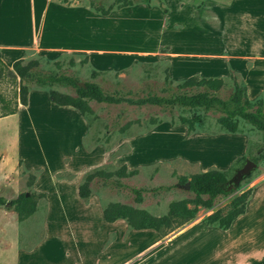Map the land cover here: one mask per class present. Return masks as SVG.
Masks as SVG:
<instances>
[{
    "label": "crops",
    "instance_id": "1",
    "mask_svg": "<svg viewBox=\"0 0 264 264\" xmlns=\"http://www.w3.org/2000/svg\"><path fill=\"white\" fill-rule=\"evenodd\" d=\"M43 2L0 0V58L7 67L11 68L17 60H25L28 54L52 58L51 53L87 57L97 71L109 65L151 62L146 60L151 54L134 51L115 37L91 38L93 42L89 43L82 38L59 46L67 31L66 26L59 25L63 14L73 13L79 18L90 13L102 14L54 0ZM162 3L167 9L166 14L162 13L167 16L166 0ZM136 7L145 9V14L156 8L133 4L115 8L105 16L125 11L127 17H133ZM166 25L165 29L180 27L173 22ZM165 47L167 52L160 55L170 64L169 75L174 78V68L183 67L177 82L193 76L228 79L232 72L246 86L249 100L264 95L263 86L256 88L249 83L250 70L242 72L229 64L226 68L220 67L216 58L207 52L174 51L171 45ZM174 59H181L183 63L174 65ZM22 110L32 123L42 117L47 119L46 132L34 135L38 138L35 143L41 144L45 152L31 142L30 157L34 161L18 156L24 169L41 171L26 196L35 192L45 198L36 199L35 211L23 220H19L15 211L0 207V264H264V173L253 179L244 214L225 230L203 221L220 207L204 210L190 223L162 236L153 229H132L124 219L106 222L104 206L96 194L92 193L88 201L78 195L83 175L107 163L115 168L126 166L128 171L174 161L192 165L197 173L226 170L237 158L247 154L246 134L199 129L188 133L185 125L162 122L141 134L120 136L109 148L99 142L87 149L84 142L90 125L76 109L51 103L47 93L37 101L29 92L27 105L19 106L17 113L10 116L20 115ZM19 194L18 190L3 198L11 201ZM39 201L44 202L43 214L38 210ZM27 224H35L38 231L26 230L29 233L25 237L22 228Z\"/></svg>",
    "mask_w": 264,
    "mask_h": 264
},
{
    "label": "rangeland",
    "instance_id": "2",
    "mask_svg": "<svg viewBox=\"0 0 264 264\" xmlns=\"http://www.w3.org/2000/svg\"><path fill=\"white\" fill-rule=\"evenodd\" d=\"M54 1L62 5L87 7L99 13L100 10L118 8L124 0ZM133 1L134 5L143 4L156 8L147 12L149 14H145V9L136 7L134 18L127 17V14H124L125 11L108 16H97L90 13V16L87 14L85 18L76 17L73 13H65L64 16L58 13L59 16L64 17L61 18L62 21L58 20L59 25L67 27V31L65 30L62 37L64 40L60 41L59 46L82 38H86L89 43V41L93 42V38L100 37L105 40V37H115L118 40H123L124 46L130 47L134 51L151 54V57H146V60L151 62L135 61L131 64H121L118 67L109 65L108 68L99 71L101 73L96 77L91 75L95 70V65L89 61L86 64H81L80 61L84 56L72 53H51L52 58L28 54L24 64L30 60H37L40 63L39 69L44 72H60L75 77L79 84L85 82L98 84L110 94L115 90H120L133 100L149 95L168 97L177 92L175 84L180 80L177 77L183 72V67L179 69L175 67L174 78L171 77L169 62L161 59L162 55L160 54L167 52L164 49H167L165 46L171 45L174 51H184L185 49L212 54L220 67L226 68L229 64L242 72L250 70L251 73L247 76L249 83L255 85L256 88L264 87V0H217L215 3L206 0H181L180 3L183 4L181 7L177 0H166V6L169 8L167 16L163 14H166L167 9L164 8L162 0ZM53 12L52 10L50 13ZM167 22H173L180 27L165 29ZM96 40L99 41V39ZM188 60L195 61V59ZM70 61H73V64H70ZM56 62L59 63L60 69L56 67ZM182 63L181 59H174V65ZM166 72H168L169 78L174 80V84L166 83ZM237 79L239 82L241 81L239 77ZM18 82V80L14 82L6 76L2 77L0 95L13 103L17 96ZM29 87L31 97L37 101H41L46 96L48 89L60 94L75 96L74 91L64 85L40 89L29 84ZM232 92L233 84L226 79L218 96L227 99ZM88 106L91 112L87 114L90 121V131L85 140L87 149L99 142L109 147L120 135L141 134L151 126L152 121H173L178 124L181 117L200 116L201 124L196 125L197 129L212 132L220 130L217 124L220 114L203 109H183L179 106L107 105L97 104L93 101L89 102ZM1 108L2 104L0 103V113L2 112ZM46 120L42 117L37 123H32L25 116L24 110L20 115L0 118V161L3 158V162H0V196L7 198L18 190L19 193L28 191L27 179L22 177L17 169L18 158L22 156L31 160L30 143L34 144L37 141L38 138L34 135L46 132L45 129H48L45 125ZM126 125H129L128 128L124 134H121L120 128ZM239 128L249 138V155L257 156L264 152L263 132L257 131L241 120H239ZM42 140L45 141L44 138ZM35 146L45 152L41 144L35 143ZM63 163L66 165L67 161ZM55 164L52 163V165ZM105 168L106 172L115 169L110 163H107ZM261 173H264V160L259 162L249 183L243 185L242 191L250 189L253 179ZM194 174H197V170L192 165L174 161L138 169L135 175L129 177L111 178L103 185L94 182L92 191L105 207L118 204L145 211L154 217H161L168 213L171 203L194 200V195L185 188L186 184L181 183L182 179L189 180ZM3 179L8 180L7 185H3ZM117 181L126 185L127 188L116 186L115 182ZM130 188L145 191L142 202L135 201ZM225 204H227V200L220 199L216 207L221 208ZM188 207L192 208L193 204L190 203ZM38 210H41V214H43L44 202H38ZM204 210L200 207L198 215L204 213ZM34 225L23 226L22 235L27 237V233L30 231H38V227L35 229ZM175 226L177 225L174 224L173 228Z\"/></svg>",
    "mask_w": 264,
    "mask_h": 264
},
{
    "label": "trees",
    "instance_id": "3",
    "mask_svg": "<svg viewBox=\"0 0 264 264\" xmlns=\"http://www.w3.org/2000/svg\"><path fill=\"white\" fill-rule=\"evenodd\" d=\"M144 2L148 0H142ZM133 0H124L123 4L117 9L133 6ZM112 9L100 10L99 13L107 15ZM81 64L88 63V58L84 57L80 61ZM73 64V61H70ZM39 61L30 60L24 64V60L15 61L11 68L7 67L0 58V80L2 77H9L12 81L18 82L17 96L13 103L6 100L0 95V103L2 104L0 118L14 115L18 111L19 106H26L28 103V95L31 91L29 84H33L40 89L50 88L54 85H64L71 88L75 96L60 94L54 90L46 91L48 100L58 106H70L76 109L79 114L86 119L90 125L87 114L91 112L88 103L93 101L97 104L121 105L127 104L131 106H158V107H175L179 106L183 109H203L204 111H212L220 114L217 124L220 131L230 134H245L239 128V120L251 125L254 129L264 133V95H260L257 99L251 101L247 97L246 86L239 82L237 76L231 73L228 80L233 84V92L227 99L218 96L219 92L225 85L226 79L223 78H201L198 76L190 77L184 81L176 82L177 92L172 93L168 97L157 95H149L144 98L133 100L126 96L125 92L115 90L108 93L102 87L95 83L85 82L81 87L75 77L68 76L60 72H44L39 69ZM56 67L60 69L58 62ZM101 72L93 70L91 75L96 77ZM165 81L168 84L175 82L167 75ZM163 121H152V127L161 124ZM172 126L185 125L188 133L194 132L197 124H201L200 116H192L191 118L181 117L178 124L170 122ZM129 125L120 128L119 132L124 134ZM123 136V135H120ZM85 146V142H84ZM86 147V146H85ZM87 148V147H86ZM109 148V147H107ZM247 160L254 162L257 166L259 162L264 160V152L257 156L249 155L237 158L233 164L226 170L211 169L206 172L194 174L189 180L182 179L181 183H189V191L194 195L193 201L173 202L169 205L168 213L161 217H154L145 211L137 210L129 206L111 204L103 207V215L106 222H114L117 219H124L128 226L132 229H153L162 236H167L174 232L177 228L193 221L200 207L205 210H212L216 207L220 199H226L225 206L215 210L213 213L203 219L208 225L217 226L220 229H228L231 223L240 215L244 214L246 203L251 194V188L242 191L243 185L248 184L253 176V170L245 175L239 183L236 181V172L245 164ZM20 175L26 177L27 187L30 189L41 171H28L23 168L22 160L18 161ZM115 168V167H113ZM137 170L128 171L126 166L115 168L111 172H106L105 166L93 169L85 173L78 188L79 197L88 201L93 193V183H101L102 185L109 182L111 178L121 179L135 175ZM116 186L126 187L121 182H115ZM134 194L136 202L140 203L143 199L144 190L138 188H130ZM27 192L21 193L15 200L7 201L0 196V207L13 210L17 213L19 220H23L31 215L36 209V199L45 198L43 194L31 192L26 196ZM192 203L193 207L188 205ZM177 225L173 228V225Z\"/></svg>",
    "mask_w": 264,
    "mask_h": 264
},
{
    "label": "water",
    "instance_id": "4",
    "mask_svg": "<svg viewBox=\"0 0 264 264\" xmlns=\"http://www.w3.org/2000/svg\"><path fill=\"white\" fill-rule=\"evenodd\" d=\"M80 85L81 87H84V84H80ZM256 168L257 165L254 162L247 160L245 164L236 172L235 183H239L245 175L249 174L251 171L255 170ZM185 188L189 189V183L185 185Z\"/></svg>",
    "mask_w": 264,
    "mask_h": 264
}]
</instances>
